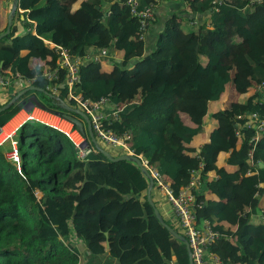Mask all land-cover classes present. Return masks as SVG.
Returning a JSON list of instances; mask_svg holds the SVG:
<instances>
[{
    "label": "trees",
    "instance_id": "1",
    "mask_svg": "<svg viewBox=\"0 0 264 264\" xmlns=\"http://www.w3.org/2000/svg\"><path fill=\"white\" fill-rule=\"evenodd\" d=\"M128 1L19 0L16 20L24 17L26 32L14 24L0 41V72L19 74L46 91L64 79L63 72L52 82L44 75L57 67L54 45L75 58L107 48L120 53L123 61L109 70L101 60L82 64L74 95L110 98L121 109L110 129L129 133L136 156L158 169L175 193L201 172L203 191L195 193L194 211L198 225L207 222L222 233L209 250L222 264H264V134L256 141L255 130L245 128L253 113L264 120V97L252 93L264 82V0H224L219 8L216 0H162L184 2L187 11L167 21L156 49L145 56L146 40L137 38L139 22ZM151 1L140 0L141 7ZM192 15L201 19L197 25ZM149 73L158 78L133 101ZM233 86L236 94L229 95ZM34 93L0 114V127ZM18 94L13 91L10 100ZM67 96L63 88L59 98L73 107ZM42 97L43 110L79 118L58 100ZM226 98V108L210 112ZM208 124V141L194 146L206 137ZM16 139L21 171L0 149V264H79L78 250L66 243L72 234L91 254L109 252L120 264H189L186 245L157 218L149 181L135 163L109 161L93 145L82 159L63 133L30 121Z\"/></svg>",
    "mask_w": 264,
    "mask_h": 264
},
{
    "label": "built area",
    "instance_id": "2",
    "mask_svg": "<svg viewBox=\"0 0 264 264\" xmlns=\"http://www.w3.org/2000/svg\"><path fill=\"white\" fill-rule=\"evenodd\" d=\"M224 2V0H216L214 4H216V8H219L222 6V4H224ZM161 3L162 0H152L148 5L145 6V8H143L141 7L140 0L128 1L127 5L130 8L131 15L139 22V29L137 33V38L139 40L145 41L147 39L148 32L157 19V9ZM197 23L198 21L195 20L194 25H197ZM54 48L58 54L57 67L54 70L46 71L44 75L49 82H52L58 81L60 79L61 73L63 72L64 79L59 85H51L47 87L46 91L59 97L62 89L67 88L68 101L74 105V108L80 109L89 116L95 137L100 147L104 149L111 148L113 153H110L115 157H119L121 155L136 156L135 152L127 143L131 139L130 134L125 133L123 135H118L117 133L113 132L112 129H110L112 122L119 119L121 109H119L116 105H112L110 98L103 97L98 101H91L84 99L82 95H74L73 93V89L80 79L79 73L82 64H84L87 60L112 61L113 64H116L118 62L113 61L116 51L108 48L101 49L97 51V54L95 55L83 58H75L67 49L61 46L54 45ZM5 74H7V76ZM5 74L0 72V90L3 92L6 90L10 91L11 88L15 86V92L20 93L24 89L31 86V81L24 80L19 74H12L10 72ZM255 88L256 94H260L264 97V82L256 83ZM37 110L47 114L48 117H37L35 115ZM27 113L28 118L24 124L28 121L39 123L63 133L75 145L76 149L78 150V155L82 159H85L88 154L92 152L91 148L83 147L85 141L89 140V138L85 137L84 134L78 130L76 125L71 121L45 111L43 108H34L31 111H27ZM51 118H56L62 122L69 123L71 126H73V131L64 130V128H62V124H58V122L53 121ZM245 128L255 130L256 134L254 140L257 141L259 137L264 134V120H260L257 113H253L249 116ZM15 133L16 130L13 134L7 135L5 128H1L0 149L18 167L17 169L21 171L20 146L19 141L16 139L17 136H15ZM236 135L237 137L242 136L240 128L237 129ZM78 139L82 140V144L78 143ZM136 157H139L142 160L144 166L152 176L155 185L154 187L160 190L163 195H165L168 203L171 205L176 217L178 229L189 243L193 264H222V261L218 256L209 252L211 246L222 238V233L215 230V228L210 223H206L204 226L198 225L194 211V208L197 204L195 193L203 187L201 172L194 171L188 184L183 186L178 193H175L171 184L165 180L158 169L150 167L148 161L142 156ZM254 172L255 171L251 169L248 175H251ZM35 195L38 203L41 204L43 194L37 191Z\"/></svg>",
    "mask_w": 264,
    "mask_h": 264
},
{
    "label": "crops",
    "instance_id": "3",
    "mask_svg": "<svg viewBox=\"0 0 264 264\" xmlns=\"http://www.w3.org/2000/svg\"><path fill=\"white\" fill-rule=\"evenodd\" d=\"M14 0H0V31L7 29L8 27V17L12 11V6H13ZM183 11H187V7L186 4L184 2H179V3H174L171 1H165L162 4L159 5L158 9H157V19L154 22V24L151 26L148 35H147V39H146V43H145V47L143 48V55H148L150 53H152L155 49H156V45H157V41L159 39V35L161 34V32H163L165 25L167 23L168 20H170L174 15L180 14L181 12L183 13ZM21 13H23L22 10H20ZM186 15V14H185ZM191 17L196 18V20H201L199 19L197 16L192 15ZM17 18V14L16 17L13 21V25L15 24L18 27V30L21 34H25L26 30L25 28L22 26V20L24 17H21L20 21L16 20ZM6 20H7V24H6ZM13 28V27H12ZM48 45V44H47ZM26 54V53H24ZM89 54L91 55H95L97 54L96 50H91L89 52ZM122 55L118 52H116L115 54V58H114V62H118L116 64H119L120 62L123 61ZM139 59V58H138ZM106 64H104V67L106 69H110L111 67H114L115 64L112 63V61H104ZM156 78H158L157 74L154 73H149L146 75L145 78V82L143 87L140 88V91L133 93V101H138L143 93H146L147 90V85L148 82H152L154 81ZM146 83V84H145ZM15 86H13L11 88L10 91L6 90V91H2L0 90V104L7 102L10 99V96L12 94L13 91H15ZM253 94H256V88L254 87V89L252 90ZM251 93V94H252ZM232 94H236V89L235 87H231V89L229 90V95ZM229 101V98H226L224 100V104H220V105H215L210 112H214L217 111L218 109H224L227 106V103ZM126 108L128 105H125ZM125 106H122V108H124ZM27 113V111L22 110L16 117H14V119H12L4 128L6 129L7 127L10 129L9 131L16 129V133L15 136H17V130L20 128V126L22 125L23 121L18 122L17 120H22L23 119V113ZM20 115V116H19ZM28 115V113H27ZM19 116V117H18ZM17 118V119H15ZM14 120V121H13ZM15 121H17L16 126L13 127V124L15 123ZM21 124V125H20ZM19 126V127H18ZM13 127V128H12ZM207 135L205 138H203L202 136L198 139V141H195L194 146H197L198 148H200L204 143H206L208 141V135L209 133L212 131L211 126L208 124L207 126ZM82 142V140H81ZM80 144V143H79ZM241 145V142H240ZM239 145V147H240ZM113 153V152H111ZM226 156H222L220 161H219V166H226L225 163V158ZM210 179L214 178L215 175L211 174L209 175ZM203 191V188H201L199 191ZM202 193V192H201ZM152 199L157 207V209L160 211L163 219L166 221V223L170 224L172 227L177 228L178 229V224L176 222V217L174 215L173 209L171 207V205L168 203L167 198L165 197V195H163L160 190L156 189L155 187L153 188L152 191ZM254 219H256V223L258 224L260 221V219L262 220V218L260 217H254ZM207 222L202 223L200 226H204ZM225 227L229 228L230 225L228 223H225ZM236 228L233 229V231ZM66 243L68 244H72L73 247H75L79 254H80V260H79V264H120L116 259H113L110 256V253H106L104 255H93L89 252L85 242H83L82 240L78 239L76 237L75 234H72L66 241ZM173 263H176V261H174ZM172 263V264H173Z\"/></svg>",
    "mask_w": 264,
    "mask_h": 264
},
{
    "label": "water",
    "instance_id": "4",
    "mask_svg": "<svg viewBox=\"0 0 264 264\" xmlns=\"http://www.w3.org/2000/svg\"><path fill=\"white\" fill-rule=\"evenodd\" d=\"M18 10H19V0H14L13 6H12V11L8 17V27H7L6 31L0 35V41L2 39L6 38L8 35H10L12 27H13V21L16 17ZM30 92H35V94L32 97H30V100L28 102L23 103V109L24 110L31 111L34 108H44V105L42 104V102L39 100V98L37 96L38 93L44 94V95L48 96L49 98H54L60 102L61 108L63 110H65L71 114H75L81 118V120H78L76 117H74L72 115H65L64 116L65 119L74 123L76 125L77 129L80 130L83 134H86V133L88 134L89 140L85 141V144L83 146L84 148H90L91 145H93L94 148L97 151L101 152L103 154V156H105V158H107L109 161H112V162L127 161V162H133L137 165V167L141 170V172L146 176V178L149 181L148 201L155 208V213H156L157 218L159 219L160 223L168 229V231L170 232V234L172 235V237L174 239H176V240H178V241H180L186 245L188 255H189V264H193L192 253H191L188 241L186 240V238L183 235L179 234V232H177L174 228H172L171 226H169L165 222L160 211L157 209V207H156V205L152 199V191H153V188L155 186L154 180H153L152 176L150 175V173L148 172V170L146 169V167L144 166L142 160L139 157L131 156V155H121L119 157H115L109 151L100 147V145H99V143L95 137V134H94V131L92 128L91 120L85 112L81 111L80 109L74 108V107L70 106L69 104H66L58 96L52 95V94L48 93L47 91H44L42 89H39L37 87L32 86V87L24 89L17 96L12 98L7 104H5L3 107H1L0 108V114L11 109V107L14 104H16L23 96H25L26 94H28ZM0 132H1V127H0ZM261 167L263 168L264 165L261 164ZM107 248L108 249L110 248L109 242H107Z\"/></svg>",
    "mask_w": 264,
    "mask_h": 264
},
{
    "label": "bare ground",
    "instance_id": "5",
    "mask_svg": "<svg viewBox=\"0 0 264 264\" xmlns=\"http://www.w3.org/2000/svg\"><path fill=\"white\" fill-rule=\"evenodd\" d=\"M35 115L37 116V117H42V118H45V117H48V115L47 114H44L43 112H41V111H36V113H35ZM20 116V115H19ZM18 116V117H19ZM28 118V115H27V113L25 112V113H23V119H22V121H23V123H22V125L24 124V122L26 121V119ZM15 119H17V118H15ZM56 118H54V119H52L53 121H55V122H58V124H62V126H64V129H66L67 131H69V130H71V131H73V126H71L69 123H67V122H62V121H56V120H58V119H56ZM14 121V120H13ZM64 124H67L68 126H70L69 128L67 127H65L66 125H64ZM21 125V124H20ZM19 127V126H18ZM22 127V126H21ZM11 129V128H10ZM9 129V130H10ZM8 130V127L5 129V132H6V134L7 135H11V134H13L14 132H15V130L16 129H13V130H11V131H9ZM81 142V139H78V143H80ZM82 144V143H81Z\"/></svg>",
    "mask_w": 264,
    "mask_h": 264
},
{
    "label": "rangeland",
    "instance_id": "6",
    "mask_svg": "<svg viewBox=\"0 0 264 264\" xmlns=\"http://www.w3.org/2000/svg\"><path fill=\"white\" fill-rule=\"evenodd\" d=\"M0 10H1V8H0ZM6 24H7V20H6ZM37 95H38L39 100L44 101V102H47V99L44 98V97H42V94H41V93H38ZM51 119H54V118H51ZM55 120H56V119H55ZM78 120H81V118L79 117ZM17 121H18V122H21L22 120H17ZM17 121H15V123L13 124V127L16 126ZM56 121H59V120H56ZM64 125H66V126H65L66 128H67V127H68V128L70 127V126H68L67 124H64ZM13 127H12V128H13ZM62 128H64V126H63ZM8 130H9V128H8ZM64 130H66V129H64ZM16 138H17V137H16ZM81 143H82V142H80V144H81ZM106 150L109 151V152H113V150H112L111 148H106Z\"/></svg>",
    "mask_w": 264,
    "mask_h": 264
},
{
    "label": "clouds",
    "instance_id": "7",
    "mask_svg": "<svg viewBox=\"0 0 264 264\" xmlns=\"http://www.w3.org/2000/svg\"><path fill=\"white\" fill-rule=\"evenodd\" d=\"M24 110V109H23ZM14 119V118H13ZM5 127V126H4ZM4 127H1V128H4ZM19 130V129H18Z\"/></svg>",
    "mask_w": 264,
    "mask_h": 264
},
{
    "label": "flooded vegetation",
    "instance_id": "8",
    "mask_svg": "<svg viewBox=\"0 0 264 264\" xmlns=\"http://www.w3.org/2000/svg\"><path fill=\"white\" fill-rule=\"evenodd\" d=\"M29 94V93H28ZM35 94V93H34ZM38 96V95H37ZM32 97V96H31Z\"/></svg>",
    "mask_w": 264,
    "mask_h": 264
}]
</instances>
